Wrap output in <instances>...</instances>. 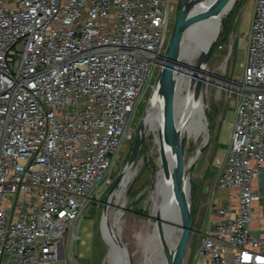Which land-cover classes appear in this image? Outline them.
<instances>
[{"label":"built area","instance_id":"built-area-1","mask_svg":"<svg viewBox=\"0 0 264 264\" xmlns=\"http://www.w3.org/2000/svg\"><path fill=\"white\" fill-rule=\"evenodd\" d=\"M233 119L190 264H264V0H254ZM174 0H0V264H60L165 60ZM147 102V101H146ZM98 204L100 203L97 201ZM73 257L76 264H79Z\"/></svg>","mask_w":264,"mask_h":264},{"label":"rangeland","instance_id":"rangeland-1","mask_svg":"<svg viewBox=\"0 0 264 264\" xmlns=\"http://www.w3.org/2000/svg\"><path fill=\"white\" fill-rule=\"evenodd\" d=\"M176 14L181 0H174ZM254 0H234L230 10L224 14L221 21L225 38L214 46L208 60L209 74L203 75L202 99L203 114L209 122V134L205 147L189 169V184L192 195L193 223L185 253L184 264H190L191 255L195 249L201 224L206 219V202L211 191L216 189L215 178L218 166L227 147L230 128L227 124L233 119L234 101L228 92V79L237 80L242 73V63L246 50V39L243 37L250 27ZM175 14V18H176ZM171 24L174 26V22ZM173 29V28H172ZM159 71H157L158 78ZM156 78V80H157ZM155 80V81H156ZM151 94V93H150ZM146 99L140 105L133 120L135 134L144 113ZM202 114V115H203ZM191 116L185 124L180 150V161L186 160L199 143L201 127L198 134L192 129L197 123ZM202 119V116H201ZM192 123L191 129L187 126ZM202 126V123L200 124ZM132 142L128 141L120 149V160L113 164L112 180L116 178L121 167L128 158ZM165 140L158 131V126L152 122L147 127L143 144L139 150L136 162L132 167L136 177L132 187L125 194V204L120 207L117 201L111 207L110 222L121 226L120 236L124 238L132 251L135 264H159L169 248L170 237L163 238L159 233L155 217H160L163 207L156 186L150 187L153 175L160 168V156L164 150ZM132 178L129 183L131 182ZM127 182V183H128ZM128 183V184H129ZM127 184V187H128ZM94 193V201L86 212L85 218L78 225L77 239L72 246L69 227L66 235L57 242L60 264H123L120 252L112 248L102 230V201L105 199L110 185L98 181ZM126 185V184H125ZM125 185H122L125 186ZM126 189V187H125ZM219 189L215 190V194ZM114 200V198H113ZM99 201L100 203L98 204ZM120 208V209H119ZM149 231L154 233L153 248L149 255L144 256L145 239Z\"/></svg>","mask_w":264,"mask_h":264},{"label":"water","instance_id":"water-1","mask_svg":"<svg viewBox=\"0 0 264 264\" xmlns=\"http://www.w3.org/2000/svg\"><path fill=\"white\" fill-rule=\"evenodd\" d=\"M198 0H181L177 10L176 18L174 21L173 31L168 43L165 60L160 67L158 78L155 82L152 92L147 100V104L144 109V113L139 122L137 132L135 134L132 146L127 160L121 167L118 175L112 182L107 192L105 199L102 201V226H104V235L106 238L110 237L108 230V213L115 202H113V195L118 187L123 176L125 169L132 168L136 162L139 150L143 144L145 132L147 127H150L149 120H146L149 115L150 109L155 107L158 103V109L155 111L153 118L157 125L158 131L161 136L164 137L165 147L167 146V152L163 150L160 160V170L166 178L173 180L179 179L180 190L183 200V208L177 204V226L179 227V234L176 243L171 248H166V264H184L185 253L188 246L189 236L192 231L193 223V206L192 195L190 191L189 175L186 178V170H182V166L185 160L180 161V150L182 146V128L181 122L177 120L175 115L174 97L177 93L179 85V76L186 75L187 79V92L190 93L191 103L197 101L200 98L199 82L203 79V73L207 70L208 60L211 56V52L219 40L225 38V33L222 32V26L220 20L216 27L215 36L208 41L209 32L193 30V24L188 17L190 9H192ZM231 0H211L205 17L219 16L229 5ZM187 37L189 42L201 43L202 47L199 51L198 63L196 66H187L183 62L185 54L183 47V40ZM157 107V106H156ZM191 110V109H190ZM205 122V129L202 133L199 143L190 155L194 158L190 164V168L193 166L195 160L203 148L205 147L207 140L204 138L209 134V122L205 114L202 115ZM136 177L132 178L128 187L124 190L125 194L128 193L132 183ZM156 220L158 219L155 217ZM114 241L123 249L124 256L126 257V264H134L130 257L129 249L126 248V240L117 234H113ZM125 246V247H124Z\"/></svg>","mask_w":264,"mask_h":264},{"label":"bare ground","instance_id":"bare-ground-1","mask_svg":"<svg viewBox=\"0 0 264 264\" xmlns=\"http://www.w3.org/2000/svg\"><path fill=\"white\" fill-rule=\"evenodd\" d=\"M234 0H231L227 8L219 15L215 17H205L208 7L211 3V0H198L195 6L190 9L188 13V17L191 20L193 27V30L196 31H204L206 30L209 32L208 35V41L211 40L216 33V27L218 24V21H222V17L224 14H226ZM183 47H184V52L186 55L183 57V62L187 66H196L198 63V56H199V51L204 45L202 46L201 43H196V42H189L187 40V37L184 38L183 40ZM204 74H209L208 70H205L202 72ZM187 79L188 76L186 75H181L179 76V85L177 89V93L174 97V104H175V115L177 117V120L182 121L181 122V128H182V135H183V130L185 127V124L188 122L189 118L191 116H194L193 120L195 121V124L193 128L191 127L192 123H190L187 127L189 129H193L195 134H198L200 127H201V132H200V137L202 136V133L205 129V122L203 118L201 119V116L203 114L204 110V102L202 99V87H203V79L199 82V90H200V98L191 103V98H190V93L187 92ZM157 106V107H156ZM158 103L155 105V107H152L149 111L148 118L146 120H149L150 125L152 122H155L157 125L156 121L153 119L155 111L158 109ZM191 109V110H190ZM202 123V126L200 125ZM158 126V125H157ZM205 140L208 139L207 137L204 138ZM167 146L165 147L164 151L167 152ZM197 156V155H196ZM195 156V157H196ZM195 157L188 156V158L185 160V163L182 166V170H186V178L189 175V169H190V164L193 162ZM135 171L133 172L132 168L125 169L123 172V176L120 182V186L118 187V190L114 192L113 195V202L114 204L120 203V207H122L123 204H125V187H127V184L129 183L131 178L135 176ZM128 182V183H127ZM126 184V185H125ZM122 185H125L122 187ZM156 186L157 192L160 194V200L161 204L163 207V212L161 213V216L158 217L157 221V227L159 228V233L162 235L163 238H168L170 237V244L169 248H171L177 241L178 239V234H179V227L176 225L178 220H177V204L180 205L181 208H183V200H182V195H181V188L179 184V179L175 178L173 180H170L169 178H166L163 173L161 172L160 168L157 171L156 174L153 175L152 182L150 187ZM118 201V202H117ZM120 209V208H119ZM111 209L109 210L110 213ZM109 213H108V219H109ZM111 219L108 220V230L110 237L107 238L111 247L112 248H117L118 251L120 252L122 263L126 264L127 260L126 257L124 256L125 254L123 253V249L119 247V245L114 241L113 234H117V237L120 236V230L121 226L116 225L115 223L110 222ZM104 229V226H102V230ZM104 233V231H103ZM121 237V236H120ZM145 239V246H144V251L143 254L144 256L149 255L153 248V241H154V233L153 231H149ZM126 248L128 247L130 257L133 260V256L130 250V247L126 241L125 243ZM125 247V246H124ZM134 263V260H133ZM159 264H166V258L164 257Z\"/></svg>","mask_w":264,"mask_h":264},{"label":"crops","instance_id":"crops-1","mask_svg":"<svg viewBox=\"0 0 264 264\" xmlns=\"http://www.w3.org/2000/svg\"><path fill=\"white\" fill-rule=\"evenodd\" d=\"M224 152H225V149H224ZM257 184H260L262 186V189L264 190V176L260 179V181L256 180L254 182L255 187L257 186ZM226 194H227L226 189H220L215 194V196L217 197V200L220 204H224L226 202V200H225ZM254 214H255V218L250 222L249 229L252 233H254L256 235L264 236V211L261 210V207L258 203L254 204ZM204 222H202V224H201L202 229L205 225Z\"/></svg>","mask_w":264,"mask_h":264},{"label":"trees","instance_id":"trees-1","mask_svg":"<svg viewBox=\"0 0 264 264\" xmlns=\"http://www.w3.org/2000/svg\"><path fill=\"white\" fill-rule=\"evenodd\" d=\"M109 215H110V213H109ZM131 253H132V251H131ZM133 256V255H132ZM133 260H134V258H133ZM134 264H135V262H134Z\"/></svg>","mask_w":264,"mask_h":264}]
</instances>
